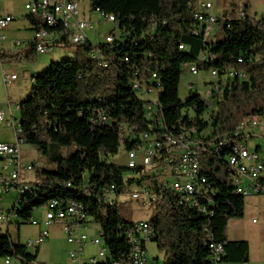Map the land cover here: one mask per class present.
<instances>
[{
  "label": "trees",
  "instance_id": "obj_1",
  "mask_svg": "<svg viewBox=\"0 0 264 264\" xmlns=\"http://www.w3.org/2000/svg\"><path fill=\"white\" fill-rule=\"evenodd\" d=\"M90 3L94 10L115 16L120 35L112 43L75 46L76 58L53 62L48 70L37 73L30 95L19 103L20 138L57 164V170L38 174L46 192L28 193L31 206L53 198L62 199V203L82 202L88 215L101 225L110 258L122 260L129 247L119 226L133 221L124 217L122 206L115 201H99V193L111 185L118 195L133 185L146 186L157 195L153 201L156 214L149 223L156 231L158 248L165 253L163 264H213L211 242L224 244L221 262L248 263L249 242L229 240L227 234L229 221L245 215V196L234 189L228 149L202 155L203 174L214 189V212L208 215L187 206L179 193L147 168H130L109 161V157L119 153L122 145L126 150L138 145L143 133L157 131L151 128L147 101L137 83H132L136 71L138 78L146 80L156 74L159 115L164 126L175 133L194 126L210 131L209 138L214 140L232 133L243 120H260L264 115V14L250 15L248 5L240 16L226 13L224 37L212 40L203 32L193 33L202 28L193 16L199 9L198 0ZM26 18L32 31L42 24L29 13ZM95 47L102 51L98 59L91 56ZM35 51L31 43L26 59H32ZM202 53L208 59L200 64V70H216L220 83L212 106L193 91L186 100L179 96L183 67ZM17 57L12 55L14 60ZM232 70L246 76L231 77ZM95 108L106 110V124L93 123ZM123 130L135 137L121 140ZM31 210L28 207L20 212L22 220L32 216ZM36 249V253H25L36 257ZM17 250L24 252L21 247Z\"/></svg>",
  "mask_w": 264,
  "mask_h": 264
},
{
  "label": "built area",
  "instance_id": "obj_2",
  "mask_svg": "<svg viewBox=\"0 0 264 264\" xmlns=\"http://www.w3.org/2000/svg\"><path fill=\"white\" fill-rule=\"evenodd\" d=\"M5 1L7 0H0V2ZM25 8L42 24L33 30L32 40L13 38L14 47L25 43L30 45L34 43L37 52H46L51 51L54 46L59 44L77 46L87 42L93 43L89 36V31L94 28L93 21L81 15L79 0H30L26 3ZM212 8L213 3L211 2L200 3L199 9L193 13V16L200 22L202 28L200 31L195 29L193 33L203 32L206 38H210L218 18L212 12ZM103 17L105 21L115 23V16ZM17 20L14 14L0 10V65L4 55L3 44L8 40L7 30ZM26 20L30 24V29H33L28 18ZM116 38L115 30H112L105 36L104 41L112 43ZM180 48H183V45ZM101 53V49L95 47L91 56L98 59ZM207 59L208 55L202 53L197 60L187 63L185 67L192 75H198L201 71L200 64ZM238 74L246 76L237 70H232L229 76L233 77ZM135 76L132 83H139L142 92L146 93V101H150L151 128L157 131L154 133L145 132L140 135L141 142L126 150L125 165L130 168L141 166L148 169L150 167L153 172L149 170L148 172L156 175L160 182H165L170 189L179 193L187 206L195 209L201 215H208L214 212V189L203 174L202 155L205 152L219 154L226 148L229 151L227 161L232 170L234 189L241 190V195L245 197H264V148L259 145L253 149L251 146V142L257 137H262L264 140V134L256 133L259 126L263 125L264 127V115H260V120L257 121L243 120L232 133L214 140L209 138L210 131L194 133L193 126L192 136H184L180 131L175 133L164 126V119L159 115L160 100L154 73L148 80L138 78V71L135 72ZM4 77L6 83H11L17 78V73H5ZM210 78L203 91L196 83H190L189 91L197 93L203 102L212 106L216 92L220 87L216 70L210 71ZM17 109L19 110V105ZM93 111V123L106 124L109 121L105 109L95 108ZM0 123H4L11 129L14 135L12 142L0 141V264H43L38 261V254L36 257H31L25 252H31V248L40 249L41 244L50 236L48 228L54 224L60 226V229L67 234L68 242L75 245V248L69 252L72 264H98L99 260H107V264H160V257L153 261L148 258L147 243L155 242L157 236L149 221H133L119 226L120 235H125L129 248L124 259L116 260L110 258L100 224L98 234L93 238L82 231L88 227L90 221L94 222L82 202L71 200L62 203V199L53 198L52 201L31 206L29 198H22V189H32V195L46 192V190H43L39 183L26 182L22 178L23 140L20 139L18 117L14 115L11 108L8 116L4 111H0ZM128 135H131V138L135 137L131 132L123 130L122 139ZM34 165L28 164L27 168L32 169ZM141 187H144L142 188L143 193L151 201L157 200V195L153 190L146 186ZM99 194V201L103 200L110 204L112 199L118 197L115 185L105 188ZM132 194H139V192ZM9 195L15 196L11 205L7 204ZM28 207L32 208V216L25 221L20 217V212L25 211ZM43 208H45V216L40 222L34 218V213ZM24 224L39 225L38 235L33 239L22 241L20 228ZM41 225L46 228L41 229ZM14 232H17V236L13 235ZM89 239L91 243L99 246L100 250L97 256L85 258L83 252ZM5 241L9 243L6 244ZM209 246L211 249L210 261L213 264H220L225 253L224 244L211 242ZM17 247H21L24 252H19ZM4 248L6 250H3ZM164 254L163 256H165Z\"/></svg>",
  "mask_w": 264,
  "mask_h": 264
},
{
  "label": "rangeland",
  "instance_id": "obj_3",
  "mask_svg": "<svg viewBox=\"0 0 264 264\" xmlns=\"http://www.w3.org/2000/svg\"><path fill=\"white\" fill-rule=\"evenodd\" d=\"M29 0H7L2 5L3 8L12 12L17 17L16 25L17 29L7 32L9 38L24 39L28 38L32 40L34 35L32 30H24L23 25L20 24L28 14V10L25 8L26 3ZM81 7V15L87 19L93 21L94 28L89 31L90 37L93 43L97 44L100 41H104L105 36L115 30L117 36L120 35V30L117 23L107 22L104 20L103 15L94 10L91 7L90 0H79ZM210 1L213 3L212 12L218 17V21L214 24L211 32L210 39L216 40L224 37L223 26L224 16L226 13L229 15L235 12L240 16L246 5H248L249 14L255 17H259L264 14V0H198V4L202 2ZM12 28V27H11ZM9 28V29H11ZM14 29V28H12ZM31 45L25 43L21 46L14 47V53L18 54V57L13 60V63L18 66L17 71L21 80L29 82L27 90L25 91V99L30 95L32 86V79L28 80L24 77L25 72L28 71V65H36L43 71L50 68L53 62H61L69 59L76 58L75 46L59 44L54 46L51 51L37 52L35 51L31 56L32 59H26V55L29 53ZM32 74V73H31ZM210 72L201 70L198 75H192L187 71L186 67H183L181 82L179 86V96L181 99L186 100L189 95L190 83L199 84L200 90L203 91L206 88V83L210 80ZM146 97V95H145ZM20 115V111H16V116ZM258 118V117H257ZM257 134H264L263 125L256 129ZM14 135L11 129H9L4 123L0 125V141H12ZM251 146L255 149L256 146L261 145L264 148V140L262 137H257L251 142ZM109 161L118 162L121 164L126 163V149L122 145L119 153L110 156ZM22 162L23 172L22 178L26 182L34 184L42 182L39 178V173L44 170H57V164L48 161L46 155L39 152L33 145L29 143H23L22 145ZM28 164H35L32 169H28ZM148 170L153 172L149 167ZM144 187L131 186L126 193L118 195L117 198L111 201H118L117 203L122 206L123 215L131 221H149L156 214V204L150 200V198L143 193ZM133 192H139L138 197L132 195ZM15 196L9 195L7 198V204L11 205ZM145 202V203H144ZM45 208L40 209L34 213V218L38 221H42L45 216ZM254 219H256L254 221ZM16 226V225H13ZM99 224L90 221L88 227H85L82 231L89 237H94L98 234ZM15 228V227H14ZM46 227L41 225V229ZM48 228V227H47ZM50 236L44 243L41 244L38 261L43 264H72L70 258V250L75 248V245L71 244L67 240V234L60 229V226L54 224L50 228ZM15 230V229H14ZM39 225L24 224L20 228V236L22 241L35 238L39 233ZM15 233V234H14ZM13 235L17 236V232ZM227 234L229 240H247L250 244V261L251 264H264V198L258 196H246L245 197V215L240 219H231L228 224ZM36 248H31L30 251L36 253ZM100 247L88 240L85 246L83 256H97ZM163 251L158 248L156 242L149 241L147 243L148 258L153 261L155 258H159L160 264L164 262ZM220 264H241V263H228L221 262Z\"/></svg>",
  "mask_w": 264,
  "mask_h": 264
},
{
  "label": "crops",
  "instance_id": "obj_4",
  "mask_svg": "<svg viewBox=\"0 0 264 264\" xmlns=\"http://www.w3.org/2000/svg\"><path fill=\"white\" fill-rule=\"evenodd\" d=\"M3 4L4 2H0V10L3 12L12 13L6 11L2 6ZM20 24L23 25V27L25 28L24 30H30V24L28 23L26 18H24V20L21 21ZM16 27H17L16 25H13L12 28L14 29L11 28L8 29V31L10 32V30H20V28L17 29ZM3 49H4V55H3L2 63L0 65V111H4L5 114L8 116L9 109L11 108L14 115L16 116V111L18 110L17 106L22 100L25 99L26 97L25 95H27L25 94L26 93L25 91L27 90V86L29 85V82L27 83V81L20 79V75L17 71L18 66L13 63L14 58H12V55L15 54L13 38L8 37V40L3 44ZM27 69L28 71L25 72L23 78H26L28 80L30 79L33 80L34 75L42 72V70L38 68L36 65H28ZM11 72L17 73V78L13 80L11 83H6L4 74L5 73L9 74ZM1 124L2 123H0V125ZM12 141H7V142H12ZM249 263L251 264L250 257H249Z\"/></svg>",
  "mask_w": 264,
  "mask_h": 264
},
{
  "label": "bare ground",
  "instance_id": "obj_5",
  "mask_svg": "<svg viewBox=\"0 0 264 264\" xmlns=\"http://www.w3.org/2000/svg\"><path fill=\"white\" fill-rule=\"evenodd\" d=\"M103 16H114L113 14H105V13H102V12H100ZM116 20V19H115ZM115 23H116V21H115ZM36 75H34V77H35ZM33 77V78H34ZM154 77H156V74H154ZM158 85H159V83H158ZM136 87H137V89H138V91H139V93L141 94V96L142 97H144V99L146 100V97H145V95H146V93L145 92H142V88L141 87H139V83H137L136 84ZM146 110H147V114H148V116L150 117V101H147L146 102ZM159 112H160V110H159ZM160 114V113H159ZM248 121H257V120H248ZM18 128H20V133L22 132V128H21V123H20V116L18 117ZM181 132V134H184V136H192V127H189L188 129H184V130H181L180 131ZM193 132L194 133H207L206 131H199L196 127H194L193 126ZM122 135V134H121ZM21 139V138H20ZM121 140H123L122 138H121ZM24 143V142H23ZM239 193H241V190H237ZM28 193H31L32 194V189H22V198H27V194ZM134 197H138V195L139 194H132ZM52 201V200H51ZM116 203L118 202V201H115ZM106 261L107 260H99L98 261V264L100 263V262H102L103 264L104 263H106Z\"/></svg>",
  "mask_w": 264,
  "mask_h": 264
}]
</instances>
